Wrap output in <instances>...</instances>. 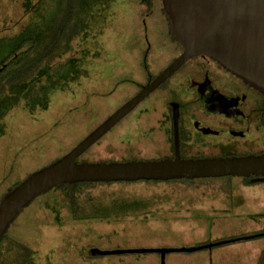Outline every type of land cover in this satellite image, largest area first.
Segmentation results:
<instances>
[{"label":"rangeland","instance_id":"1","mask_svg":"<svg viewBox=\"0 0 264 264\" xmlns=\"http://www.w3.org/2000/svg\"><path fill=\"white\" fill-rule=\"evenodd\" d=\"M64 4L65 0H0V69L14 59L8 58L23 31L41 16L50 21ZM93 20L88 33L77 36L71 50L53 62L61 65L76 58L83 76L56 91L47 110L33 111L29 98H19L25 89L27 94L35 90L29 82L32 75L25 83L0 85V198L70 152L183 52L171 36L161 0L152 5L114 0L108 8H97ZM137 110L78 161L165 158L166 138L156 133L161 114ZM243 185L257 184L237 177L87 183L74 197L55 188L12 225L0 264L22 260L27 249L32 264H161L158 253L101 254L142 249L179 250L167 254L166 264H231L235 254L224 249L230 244L211 245L248 235L240 228L249 216L242 212L249 209L235 208L250 200L252 192ZM204 246L196 252L180 251Z\"/></svg>","mask_w":264,"mask_h":264},{"label":"water","instance_id":"2","mask_svg":"<svg viewBox=\"0 0 264 264\" xmlns=\"http://www.w3.org/2000/svg\"><path fill=\"white\" fill-rule=\"evenodd\" d=\"M182 54L63 157L30 174L0 198V246L26 209L55 188L76 183L250 178L264 184V153L184 159L179 153L178 107H174L176 157L127 162H79L121 120L194 57L207 56L264 93V0H163ZM201 248L180 251L196 252ZM179 250L104 251L102 255L158 253L161 264Z\"/></svg>","mask_w":264,"mask_h":264},{"label":"flooded vegetation","instance_id":"3","mask_svg":"<svg viewBox=\"0 0 264 264\" xmlns=\"http://www.w3.org/2000/svg\"><path fill=\"white\" fill-rule=\"evenodd\" d=\"M151 80L153 77H149L145 85ZM175 106L179 111L178 138L182 158L264 153V93L214 59L192 58L119 123L130 118L137 109L142 114L160 113L162 118L156 119V133L161 132L166 138L167 148L163 155L173 159L177 154ZM150 130L154 133L155 127ZM254 178L250 177L249 182Z\"/></svg>","mask_w":264,"mask_h":264},{"label":"trees","instance_id":"4","mask_svg":"<svg viewBox=\"0 0 264 264\" xmlns=\"http://www.w3.org/2000/svg\"><path fill=\"white\" fill-rule=\"evenodd\" d=\"M113 1L114 0H65L64 9L55 10L50 21L45 22V16H41L39 22H34V24H32L34 27L26 28L18 37L21 40L8 58L14 57V59L12 58L13 60L10 62H4L5 66L0 69V85H5L6 87L13 84L15 81L25 83L28 77L32 75L33 84L30 80L29 82L34 86L35 90L27 94V88L25 89L26 94H20L21 96L19 95V98L22 96L25 99L29 98L27 104L33 111L37 108L47 110L50 105L51 96L56 91L65 89L71 82L77 81L84 73L79 65L80 61L76 58H71L61 65H55L53 62H55L56 59L62 58L71 50V44L77 36L88 33L92 21H94V14L97 8L102 7V10L103 8H108ZM153 1L155 0H145L148 5H152ZM161 1L163 2V0ZM163 12L169 21L171 36L181 46L173 33L172 20L167 14L164 5ZM23 49L25 50L22 51ZM14 65H16V68L13 67ZM146 69L148 70L147 66ZM152 77L153 79L156 78V76ZM43 78H46V83L44 84L42 81ZM36 83L37 85L39 84V89H36ZM9 98L14 99L15 97L9 96ZM246 179L249 182L250 178ZM112 183L114 182L95 184ZM85 184L87 183L68 184L58 188V190H64L69 193L72 192L71 196L74 197L75 192L81 190ZM15 187L16 186L13 188ZM260 236L261 234L256 233L248 234L243 237L223 240L211 246L214 247L255 240ZM7 237L8 236H5L1 242L0 256L2 245ZM204 248L207 247L204 246L200 250ZM26 251L25 258H22V260L3 264H32L30 259L32 252L28 249Z\"/></svg>","mask_w":264,"mask_h":264},{"label":"crops","instance_id":"5","mask_svg":"<svg viewBox=\"0 0 264 264\" xmlns=\"http://www.w3.org/2000/svg\"><path fill=\"white\" fill-rule=\"evenodd\" d=\"M256 184L257 185L254 184L255 186L243 185L244 189L252 192L249 197L250 200L247 204L245 201H242V203H236L235 208H243V211L246 208L249 209V213H246L245 211L242 212L249 216L248 219L242 223L240 229L246 234L256 233L261 234V236L255 240L226 245L224 247L225 251L231 248L230 250L235 254L234 259H230L231 264H264V184ZM206 226L207 230L210 229L209 223H207ZM211 228L212 231L215 230L216 224H213Z\"/></svg>","mask_w":264,"mask_h":264}]
</instances>
